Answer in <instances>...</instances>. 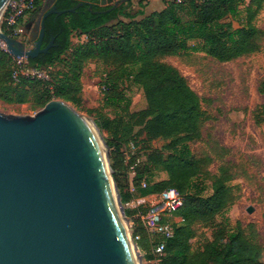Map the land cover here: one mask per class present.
Masks as SVG:
<instances>
[{
    "label": "trees",
    "instance_id": "16d2710c",
    "mask_svg": "<svg viewBox=\"0 0 264 264\" xmlns=\"http://www.w3.org/2000/svg\"><path fill=\"white\" fill-rule=\"evenodd\" d=\"M244 1L170 0L161 11L147 15L144 8L133 14L126 12L123 6L131 0L111 10V6L101 7L100 0H55L53 6L58 10L74 11L46 18L44 46L54 40L53 46L46 54L28 59L31 67L41 70L63 64L64 70L50 72L49 79L20 75L14 80V58L0 47V101L9 104L31 103L42 109L59 99L80 107L86 63L98 60L112 67L101 84L104 103L114 110L125 111L130 124L124 126L118 118L108 119L105 124L100 120L95 123L101 132L107 130L114 137L115 142L107 141L113 179L132 223V237H140L135 242L145 261L263 264V247L254 224L247 227L240 222L234 227L219 224L210 239L199 242V226H214L215 218L237 199L229 185L234 174L225 163L230 151L211 134H204L210 118L203 109V100L175 67L161 61L190 50L203 51L219 62L258 52L264 33L254 20L263 9L264 0H250L246 23L239 28L226 21L227 17L240 21V5ZM40 5L38 0L33 14ZM139 5H143L142 0ZM2 30L9 34L4 26ZM73 35L85 37L74 48ZM70 50L69 57H63ZM125 77L133 78L144 91L147 102L144 110L129 112L130 102L119 89ZM131 125L142 127L146 136L147 145L141 148V154L137 140L131 136ZM158 139L167 143L161 148L149 146ZM130 143L136 146L137 153L127 163L125 149ZM200 145L205 150L198 152L196 147ZM216 160L221 165L218 174L212 176L208 168ZM137 161L136 176L130 179L129 167ZM156 170L165 172L167 178L156 181L153 173ZM143 181L146 188L141 186ZM132 186L134 192L130 190ZM168 190L176 191L181 202L176 210L178 220L173 223L174 234L165 241L163 256L157 257L140 208L127 205L136 197L160 195Z\"/></svg>",
    "mask_w": 264,
    "mask_h": 264
},
{
    "label": "water",
    "instance_id": "95a60500",
    "mask_svg": "<svg viewBox=\"0 0 264 264\" xmlns=\"http://www.w3.org/2000/svg\"><path fill=\"white\" fill-rule=\"evenodd\" d=\"M10 1L0 0V21ZM121 2L100 0L110 10ZM70 11H44L27 42L0 26V42L14 58L35 59L54 43L42 47L46 18ZM107 158L111 182L80 114L65 101L31 117L0 113V264H134L111 184L128 227L130 220Z\"/></svg>",
    "mask_w": 264,
    "mask_h": 264
},
{
    "label": "rangeland",
    "instance_id": "374dc122",
    "mask_svg": "<svg viewBox=\"0 0 264 264\" xmlns=\"http://www.w3.org/2000/svg\"><path fill=\"white\" fill-rule=\"evenodd\" d=\"M168 1L170 0H142L143 5H139L140 0H131L130 4L123 7L126 12L132 14L142 8L146 14H150L153 11L162 10ZM125 3L126 1L121 2L117 7L120 8ZM249 3L250 0H245L240 5V21L233 20L231 17H227L226 21L231 22L234 28L245 24L248 17L246 7ZM40 9L41 6L38 12ZM254 24L264 33V7L256 16ZM84 40L85 37L80 38L73 35L71 47L74 48ZM0 47L6 50L5 45L1 42ZM70 53L71 50L63 57H69ZM161 61L175 67L203 100V109L210 118L204 127V134H211L222 147L230 151L225 156V163L232 168L234 179L229 185L234 189L237 199L227 211L215 218L214 226L206 228L199 226V242H203L205 238L210 239L213 229L219 224H227L231 227H234L237 222H240L243 227L254 224L259 235V242L263 247L264 264V36L262 47L258 52L233 61L219 62L203 51L192 50L180 56L164 57ZM111 69L112 67L98 60L87 62L82 76L81 106L77 107L69 102L66 103L81 117L88 118L94 123L95 120H100L105 124L108 119L118 118L122 125L129 126V117L125 111L114 110L104 103L101 84ZM62 70H64L63 64L56 63L49 70H44V73L49 78L50 72L52 74ZM119 89L124 92L130 102V113L139 112L147 107L144 91L134 82L133 78L125 77L120 82ZM40 110L31 103L9 104L0 101V113L8 116L31 117ZM131 127V136L137 140L138 149H136L141 154L143 147L147 145L144 143L146 136L142 127L134 125ZM97 129L99 128L97 127ZM100 134L104 145L108 146L107 141L115 142L114 137L107 130L100 131ZM126 135L129 137L128 134ZM166 143V140L158 139L149 146L161 148ZM196 149L201 152L205 150V146L200 145ZM125 150L127 151V148ZM109 151L108 147L106 156L107 153L109 155ZM220 165L221 162L216 160L209 166L208 170L212 176L218 174ZM153 173L156 181L167 178V174L163 171L156 170ZM145 197L148 198L139 203H129L127 206L130 208L139 207L143 220L150 216L160 221L164 219L171 223L177 222L176 211L167 209L161 203L158 195ZM249 209H251V213L248 212ZM132 232L133 227L130 222V237ZM134 243L137 246L136 242ZM138 251L142 257L140 263L146 264L139 248ZM147 264H157V261Z\"/></svg>",
    "mask_w": 264,
    "mask_h": 264
},
{
    "label": "built area",
    "instance_id": "2783aa9c",
    "mask_svg": "<svg viewBox=\"0 0 264 264\" xmlns=\"http://www.w3.org/2000/svg\"><path fill=\"white\" fill-rule=\"evenodd\" d=\"M38 0H11L3 11L0 26H4L5 30L9 33L8 36L26 42L25 34L22 29V22L24 18L32 13L36 9V3ZM3 31V30H2ZM14 58V57H13ZM17 70L14 73V80H18V77L26 76L32 78L49 79L44 73V70L39 68L31 67L29 65L28 59L26 58H14ZM136 151V146L130 143L127 151L125 152L126 162L129 163L132 160ZM139 163L137 161L131 164L129 167V178L133 179L136 176V166ZM142 187L146 188L147 183L142 182ZM131 192L135 189L131 187ZM160 201L164 206L170 211H176L180 207V197L178 193L174 190H168L160 195H158ZM145 227L152 238V243H154V253L157 257H162L165 250V241L172 238L174 234L173 223L165 220L160 221L156 218L147 217L145 219ZM140 237L137 236L134 241H137Z\"/></svg>",
    "mask_w": 264,
    "mask_h": 264
},
{
    "label": "bare ground",
    "instance_id": "6f19581e",
    "mask_svg": "<svg viewBox=\"0 0 264 264\" xmlns=\"http://www.w3.org/2000/svg\"><path fill=\"white\" fill-rule=\"evenodd\" d=\"M81 119H82L83 123L85 124V126L87 127V129H88V131H89V133H90V135H91V137H92V139L96 145V148L99 152L104 170L107 173V177L109 178V180L111 182V179H110L111 169L109 167L108 158L106 156V148H105V145L103 143L101 134H100L99 130L97 129V127L93 121H91L90 119L85 118V117H81ZM111 196L113 198V202L115 203V208H116V211L118 212L121 224L123 225L124 230L127 234V238H128L127 241L129 243V247L131 250V254H132L134 264H141L140 263L141 262L140 261V259H141L140 254L135 249V246L132 244L133 242H131L132 240H131V237L129 235V227L127 225V220L123 214V207L118 202V194L116 192L114 185H112V184H111Z\"/></svg>",
    "mask_w": 264,
    "mask_h": 264
},
{
    "label": "crops",
    "instance_id": "0c3cea01",
    "mask_svg": "<svg viewBox=\"0 0 264 264\" xmlns=\"http://www.w3.org/2000/svg\"><path fill=\"white\" fill-rule=\"evenodd\" d=\"M55 0H41V9L39 12L33 14V13H29L23 20L22 22V29L24 31L25 34V38L26 41L30 40L31 38V34L33 32V30L35 29L36 23L40 20L42 14L44 11L51 9V7L53 6ZM165 8V7H164ZM163 8V9H164ZM161 11V10H160ZM155 12V11H153ZM152 13V12H151ZM148 15V14H147ZM148 197H136L134 198L130 203H139L140 201H144L146 200ZM135 208V207H132ZM150 217V216H147ZM152 218V217H151ZM147 263H151V261H146Z\"/></svg>",
    "mask_w": 264,
    "mask_h": 264
},
{
    "label": "flooded vegetation",
    "instance_id": "af4514ba",
    "mask_svg": "<svg viewBox=\"0 0 264 264\" xmlns=\"http://www.w3.org/2000/svg\"><path fill=\"white\" fill-rule=\"evenodd\" d=\"M51 41H52V40H50L49 43H48L47 45H45V46H44L45 42L43 41L42 47H43V48L47 47V46L50 44ZM43 54H44V53H43ZM43 54H40L38 57H40V56L43 55Z\"/></svg>",
    "mask_w": 264,
    "mask_h": 264
}]
</instances>
